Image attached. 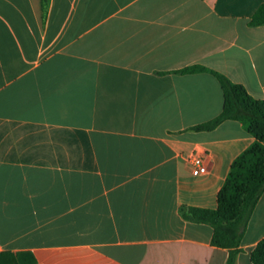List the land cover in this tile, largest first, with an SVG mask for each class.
<instances>
[{"label":"crops","instance_id":"obj_1","mask_svg":"<svg viewBox=\"0 0 264 264\" xmlns=\"http://www.w3.org/2000/svg\"><path fill=\"white\" fill-rule=\"evenodd\" d=\"M264 0H0V264H226L209 224L255 138L202 65L264 100ZM205 158L194 175L190 155ZM264 238V193L236 264Z\"/></svg>","mask_w":264,"mask_h":264},{"label":"trees","instance_id":"obj_2","mask_svg":"<svg viewBox=\"0 0 264 264\" xmlns=\"http://www.w3.org/2000/svg\"><path fill=\"white\" fill-rule=\"evenodd\" d=\"M46 2L43 0L44 5ZM250 25H264V4L254 14ZM177 72H209L218 79L223 91L222 112L209 121L193 126L192 130L212 131L227 120H236L255 138L233 161L219 192L217 208L180 207L184 219L212 226V245L229 251L226 264H236L242 251L245 230L264 193V100L252 96L244 85L232 81L224 73L202 65L189 66ZM251 261L253 264H264V238L252 251Z\"/></svg>","mask_w":264,"mask_h":264},{"label":"built area","instance_id":"obj_3","mask_svg":"<svg viewBox=\"0 0 264 264\" xmlns=\"http://www.w3.org/2000/svg\"><path fill=\"white\" fill-rule=\"evenodd\" d=\"M189 163L194 167L193 174L199 175L205 170V158L197 153H194L188 158Z\"/></svg>","mask_w":264,"mask_h":264}]
</instances>
